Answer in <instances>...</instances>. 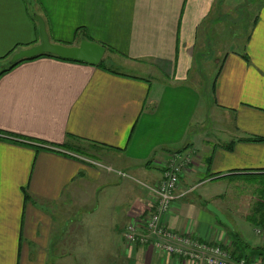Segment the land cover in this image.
<instances>
[{"label": "crops", "instance_id": "obj_1", "mask_svg": "<svg viewBox=\"0 0 264 264\" xmlns=\"http://www.w3.org/2000/svg\"><path fill=\"white\" fill-rule=\"evenodd\" d=\"M211 9L212 0H0V63L39 44L34 15L53 43L84 38L106 49V70L40 57L0 76V264H50L77 222L80 233L92 232L96 262L191 264L125 240L129 227L144 231L151 189L180 152L192 163L162 223L234 260H264L263 204L256 186L253 194L244 186L264 177V5L205 97L198 78L189 81ZM67 136L83 141L77 153L62 150Z\"/></svg>", "mask_w": 264, "mask_h": 264}, {"label": "rangeland", "instance_id": "obj_2", "mask_svg": "<svg viewBox=\"0 0 264 264\" xmlns=\"http://www.w3.org/2000/svg\"><path fill=\"white\" fill-rule=\"evenodd\" d=\"M262 5H264V0H212L211 12L199 29V32H203L202 34L205 36L202 37V43L198 41L192 49V77L196 76L189 81L193 85L201 83L202 93L205 97L210 94L211 84L217 74L222 57L226 52L236 51L244 44L245 36L250 32L252 19L255 17L258 7ZM35 12L37 13L38 9H35ZM10 62L11 58L0 63V71L10 67ZM108 68L114 72H125L123 68L118 69L114 65L108 66ZM196 78H198V83L195 81ZM153 88L152 86L151 90ZM204 103L205 100H202L200 111L204 109ZM62 150L72 152L64 148ZM252 185L258 188L256 196H259L260 202L263 204L261 207L264 208V177L245 182L244 186L249 188L253 194ZM241 192L244 193V191ZM243 193H239L240 195L237 193V196L249 195L252 197L251 194ZM236 199L238 200L236 205H240L241 200ZM66 216H68V220L77 219V215L73 213ZM77 223L71 225L65 232L63 240H60V246L57 247L56 256L50 264H119L112 257H105V262H96V242L90 239L92 232L87 230L83 234L80 233ZM256 223V221L251 222L250 225L253 226ZM245 229L246 232H241V236L244 240L249 241L254 234L249 229L247 231V225H245ZM106 249L108 252L109 248ZM98 259L100 258L98 257Z\"/></svg>", "mask_w": 264, "mask_h": 264}, {"label": "built area", "instance_id": "obj_3", "mask_svg": "<svg viewBox=\"0 0 264 264\" xmlns=\"http://www.w3.org/2000/svg\"><path fill=\"white\" fill-rule=\"evenodd\" d=\"M83 161L108 173L115 174L122 179L130 178L125 173L117 171L110 166H104L99 162L87 159H83ZM191 163L192 157L189 153H173L170 156L163 165L161 179L151 189L153 193L151 208L154 211L144 216L142 222L143 232H139L133 227L127 229L125 235L127 245L131 247L149 246L152 250L161 252L169 258L188 261L191 264H264V260L260 257H242L234 260L220 245L200 242L189 235L168 229L162 223V217L179 198L177 191L180 179ZM255 231L258 235L262 234V229Z\"/></svg>", "mask_w": 264, "mask_h": 264}, {"label": "water", "instance_id": "obj_4", "mask_svg": "<svg viewBox=\"0 0 264 264\" xmlns=\"http://www.w3.org/2000/svg\"><path fill=\"white\" fill-rule=\"evenodd\" d=\"M33 18L37 23L40 42L31 48L21 50L14 54L11 57L10 66L22 60L36 59L44 55H52L62 61L82 63L92 67H97L100 64L106 51L105 47L97 43L89 42L84 38L76 46H64L52 43L48 36L44 20L38 15H34ZM208 209L222 224L230 227L222 214L211 206H208Z\"/></svg>", "mask_w": 264, "mask_h": 264}, {"label": "trees", "instance_id": "obj_5", "mask_svg": "<svg viewBox=\"0 0 264 264\" xmlns=\"http://www.w3.org/2000/svg\"><path fill=\"white\" fill-rule=\"evenodd\" d=\"M33 17L34 16H32L31 17V20H32V22H34V24H36V22H35V20L33 19ZM255 21H256V16L252 19V23H251V27L253 26V24L255 23ZM251 29V28H250ZM249 38V34H247V36H246V40ZM53 43V42H52ZM10 56V54L9 55H7L6 56V58L7 57H9ZM42 57H48V58H52V59H56V60H60V59H58L57 57H55V56H52V55H44V56H42ZM40 58V57H39ZM37 59V58H36ZM31 60H34V59H30V60H22V61H20V62H17L16 64H14V65H12V66H10V67H8L7 69H5V70H2L1 72H0V76L2 75V74H4V73H6V72H9L11 69H13L14 67H16L17 65H19L20 63H22V62H25V61H31ZM62 61V60H61ZM97 67H99V68H101V69H103V70H106L105 69V67L103 66V63H102V61L100 62V64L97 66ZM9 140V139H8ZM67 141H68V144L67 145H65V144H63L62 145V147L64 148V149H66V150H69V151H71V150H73V152H75L76 151V153H77V149H75L73 146H81L82 145V143H83V141L82 140H80V139H78V138H74V137H72V136H67ZM249 141V140H248ZM256 141H259V140H256ZM261 225L264 227V214L261 216ZM262 254H260V256H264V249L262 250V252H261Z\"/></svg>", "mask_w": 264, "mask_h": 264}]
</instances>
